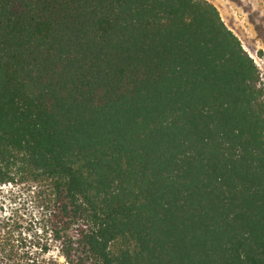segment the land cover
Listing matches in <instances>:
<instances>
[{"label":"trees","instance_id":"1","mask_svg":"<svg viewBox=\"0 0 264 264\" xmlns=\"http://www.w3.org/2000/svg\"><path fill=\"white\" fill-rule=\"evenodd\" d=\"M12 184L64 264H264L259 71L206 0H0Z\"/></svg>","mask_w":264,"mask_h":264},{"label":"rangeland","instance_id":"2","mask_svg":"<svg viewBox=\"0 0 264 264\" xmlns=\"http://www.w3.org/2000/svg\"><path fill=\"white\" fill-rule=\"evenodd\" d=\"M206 1L253 60L264 87V0ZM46 195L43 188L27 184L0 186V264H9L8 259L16 256L28 264H64L54 246L47 247V254L40 253L48 242L41 216Z\"/></svg>","mask_w":264,"mask_h":264}]
</instances>
